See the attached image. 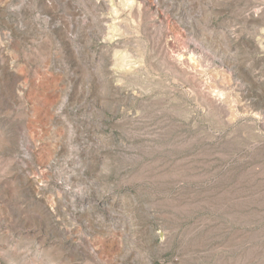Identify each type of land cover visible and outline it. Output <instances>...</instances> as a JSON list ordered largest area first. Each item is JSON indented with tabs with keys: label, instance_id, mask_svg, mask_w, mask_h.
Here are the masks:
<instances>
[{
	"label": "rangeland",
	"instance_id": "rangeland-1",
	"mask_svg": "<svg viewBox=\"0 0 264 264\" xmlns=\"http://www.w3.org/2000/svg\"><path fill=\"white\" fill-rule=\"evenodd\" d=\"M0 264H264V0H0Z\"/></svg>",
	"mask_w": 264,
	"mask_h": 264
}]
</instances>
